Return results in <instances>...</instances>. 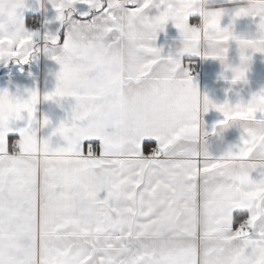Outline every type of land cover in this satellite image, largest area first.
I'll return each mask as SVG.
<instances>
[{
  "label": "snow or ice",
  "instance_id": "snow-or-ice-1",
  "mask_svg": "<svg viewBox=\"0 0 264 264\" xmlns=\"http://www.w3.org/2000/svg\"><path fill=\"white\" fill-rule=\"evenodd\" d=\"M51 2L58 22L77 4L96 15L82 13L91 18L67 29L61 54L52 57L60 65L54 91L43 97L31 91L27 99L0 91V264H264V172L259 179L252 172L229 175L221 163L209 162L206 150L202 163L197 149L201 112L212 108L223 115L221 129L245 119L256 125L242 132L233 155L264 152V109L216 104L200 93L190 70L179 72L185 55L201 57L209 32L218 44L234 38L264 53V0L251 16L260 22L250 40L233 37L231 25L221 28L222 10L202 31L189 20L195 13L185 14L173 0H159L163 10L152 17L145 10L154 0L135 8L124 5L137 0ZM25 7V0H0V62L31 57L39 33L25 20L16 34L7 26V16ZM248 15L240 8L231 19ZM169 20L182 47L165 58L156 41ZM128 27L137 29L138 39L121 51ZM43 38L60 41L51 33ZM245 76L246 70L231 82ZM132 84L141 91L128 95ZM256 95L264 101V90ZM67 97L75 101L70 118L52 131L69 137L66 159L52 160L50 137L39 136L50 120L35 118L36 105ZM217 125L211 132L204 126L203 135H217ZM41 155L43 168L36 159ZM61 174L77 182L67 198L54 183ZM225 182L236 191L221 203Z\"/></svg>",
  "mask_w": 264,
  "mask_h": 264
},
{
  "label": "crops",
  "instance_id": "crops-1",
  "mask_svg": "<svg viewBox=\"0 0 264 264\" xmlns=\"http://www.w3.org/2000/svg\"><path fill=\"white\" fill-rule=\"evenodd\" d=\"M185 14L195 13L190 15L191 23L199 24L203 31L207 26V20H204L202 13L211 7L214 9V16L222 10L224 16L221 20V28L231 25V34L233 37L239 36L244 39H254L258 35L257 25L260 22V17L252 18V14L256 13L260 0H211V4L207 5L204 0H173ZM143 0H137L136 4H125V8L139 7ZM159 0H154L153 5L146 9L145 12L149 17L159 15L163 10V6L159 9L156 7ZM252 5V10L249 11V5ZM25 9L17 10L12 15L7 16L8 30L16 34L24 27V20L29 31L30 24L33 19L41 21L42 26L38 31L37 37L34 38L32 45V54L27 63H19L16 60H9L6 63L0 62V91L7 90L13 97L27 99L31 91H38L43 97L44 94L54 91L57 79L56 74L60 70V65L52 59L53 56L60 55L62 52V42L67 29L72 21L82 19H90L83 17L82 13L91 12V15H96L86 5L77 4L71 12V16L63 22L55 20L57 15L53 8L51 0H25ZM243 8L248 12L247 17H241L232 22V14ZM71 11V10H70ZM67 15V13H66ZM46 21H52L46 23ZM45 33H51L60 37V41L56 45L46 41L43 37ZM89 37L93 33L87 34ZM215 34L209 32V35L202 38L200 42L201 57L185 55L182 58L183 66L179 70L182 74L185 70H190L194 79V83L198 87L201 94H205L216 104H222L228 101L235 105L238 102L250 103L252 107L259 108L256 101L260 99L259 94L264 90V53L253 52L250 47L238 42L234 38H230L227 44H218L214 38ZM156 46L162 49L161 55L167 57L169 54L175 56L176 52L182 47L181 38L178 29L174 26V22L169 20L165 25L164 31L158 33ZM222 48H227V53L221 51ZM126 47L124 43L121 45V51ZM205 55L217 56L218 59L204 58ZM250 57V59H249ZM197 64L199 70L197 74H193L191 67ZM246 70L244 79L233 84L232 79L239 75L240 72ZM141 89L135 85H129L125 88V93L135 95ZM75 103L74 99L67 97L59 104L54 101H45L41 98L40 103L36 105L35 118L42 121L45 117L50 120V124L41 128L39 136L51 137V146L54 151L50 152L52 160H63L66 156L63 154V145L69 141L66 135L52 136V131L57 127L61 120H68L71 114V106ZM186 108L187 105L185 104ZM26 116V114H25ZM223 119V115L215 109L210 108L207 113L201 112L200 129L201 135L197 145L200 161L203 163L205 159V150L208 153V160H215L223 165V171L227 169L232 162H237V167L243 169H251L254 179H259V169L264 168V164L259 163L260 152H250L248 157L233 155L234 144L238 143L244 130L251 131L255 127H245L246 124H254L250 119L237 120L228 126L220 128L217 125L219 120ZM213 125H217V135H203L204 126L211 132ZM255 125V124H254ZM220 132V134H219ZM152 146L155 142L145 141L144 144ZM142 147H144L142 145ZM85 155L88 151V142L83 145ZM149 154L145 151V155ZM39 166L43 168L42 161L45 159L43 155L36 157ZM253 169L255 171H253ZM228 174V173H227ZM230 175V174H229ZM54 183L61 189L63 198H67L76 189L77 182L67 175H58ZM236 191L235 186L230 182H225L219 191V200L223 203L228 200ZM248 206V205H246ZM228 223L225 218V224ZM237 227L239 225H236Z\"/></svg>",
  "mask_w": 264,
  "mask_h": 264
},
{
  "label": "clouds",
  "instance_id": "clouds-1",
  "mask_svg": "<svg viewBox=\"0 0 264 264\" xmlns=\"http://www.w3.org/2000/svg\"><path fill=\"white\" fill-rule=\"evenodd\" d=\"M204 3L207 5H210L211 0H204ZM251 10H252V5L250 4L249 5V11H251ZM202 17L204 20H207V21L214 19L215 18L214 9H212L210 6L207 7V9L202 13ZM137 39H138L137 29L134 27H128L126 29V33H125L124 46L126 47L130 44H133ZM256 104L259 108L264 109V101H261L258 99L256 101ZM245 127L251 128V127H256V125L249 123V124H246ZM49 142L51 143V137L49 138ZM258 162L261 164H264V152H262L260 154ZM225 171L230 175H238L241 173L251 172L252 170L248 169V168L241 169V168L237 167V162H232V164L227 169H225ZM259 172H264V168H260Z\"/></svg>",
  "mask_w": 264,
  "mask_h": 264
},
{
  "label": "built area",
  "instance_id": "built-area-1",
  "mask_svg": "<svg viewBox=\"0 0 264 264\" xmlns=\"http://www.w3.org/2000/svg\"><path fill=\"white\" fill-rule=\"evenodd\" d=\"M41 26H42V23L40 20L33 19L31 21V24H30V29L32 31H38L41 28ZM191 70H192V73L195 75V74H197V72L199 70V66L197 64H194V65H192Z\"/></svg>",
  "mask_w": 264,
  "mask_h": 264
}]
</instances>
